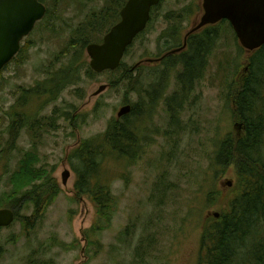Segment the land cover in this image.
I'll return each instance as SVG.
<instances>
[{
	"label": "rangeland",
	"instance_id": "rangeland-1",
	"mask_svg": "<svg viewBox=\"0 0 264 264\" xmlns=\"http://www.w3.org/2000/svg\"><path fill=\"white\" fill-rule=\"evenodd\" d=\"M195 2L199 4L200 0H162L148 32L141 43L135 44L125 66L129 68L143 60L146 67L155 68L154 63L146 60L158 54L160 34L170 25L164 22L163 15L180 10L187 13L194 9ZM104 6L105 0H80L75 5L60 0L53 12L61 17L65 27L48 34L44 27L35 26L33 33L21 42L27 51L25 61L12 62L0 73V144L7 148L4 157L0 156L2 207L12 208L7 203L14 205L13 201L18 207L21 202L19 195L11 196L7 186L9 176L16 172L13 148L36 149L35 167L46 170L44 176L56 190L38 221L33 207L21 204L19 220L0 231V264H27L38 259H50L55 264H131L138 241L147 235L150 237L145 241L146 253L141 264H198L204 229L226 211L239 190L235 167L216 165L220 143L242 134L235 98L239 91L237 80L244 73L249 55L240 48L226 24L216 27L217 41L203 77L175 117L168 118L163 105L164 98L174 91L172 86L164 94L154 95L153 108L144 113L147 117H142L135 128L143 144L140 157L137 151L132 162L124 160L119 165L105 161L110 175L116 178L112 189L117 202V211L106 230L95 233L91 228L95 208L87 197L74 192L75 176L69 154L83 141L100 136L108 123L116 119L120 107L134 102L139 106L137 113L143 114L146 100L138 105V99L129 95L123 84L110 88L111 76L88 77L83 70L84 64L88 66L83 52V62L76 67V84L64 87L50 103L23 101L28 100L22 112L30 120H37L34 136H27L17 124H13L12 135L8 136L12 109L21 103L20 96L41 84L46 71L67 65L68 58L60 62L63 57L59 52L65 46L68 31ZM201 15L198 10L181 24L182 35L196 26ZM173 77L170 76V83H174ZM144 79L145 89L148 78ZM103 85L106 90L94 97ZM127 97L130 100L123 103ZM65 110L68 115L64 119L61 112ZM172 118L176 120L175 127L169 125ZM64 170L70 172L66 185H62L61 179ZM227 181L231 187L226 186ZM161 186L163 191L158 190ZM123 232L127 235L120 236Z\"/></svg>",
	"mask_w": 264,
	"mask_h": 264
},
{
	"label": "trees",
	"instance_id": "trees-1",
	"mask_svg": "<svg viewBox=\"0 0 264 264\" xmlns=\"http://www.w3.org/2000/svg\"><path fill=\"white\" fill-rule=\"evenodd\" d=\"M38 1L46 6V16L39 26L44 27V31L48 34H55L58 28H64L65 25L61 24V17L53 12L60 0ZM105 1V6L98 12L88 15L85 20L68 31L65 46L59 52L63 57L60 62L68 58L67 65L63 64L61 67L46 71L45 80L41 84L25 91L26 95L20 96L21 103L12 109L14 112L11 114L8 136L12 135L13 124H17L29 136H34L33 123L28 119L20 118L28 100L35 99L39 105L50 103L56 99L64 87L76 84V67L83 62L80 60L84 48L89 43L101 41L102 36L119 20V11L126 0ZM75 2L78 4L80 0H75ZM156 9L157 7L153 8L152 12L154 13ZM173 15V12H169L165 15V19L171 20ZM165 33L170 39L166 42L167 50L181 45L179 27H168ZM142 37L143 33L134 40V43H141ZM187 40L188 49L185 52L168 58L169 65L173 69L180 67L181 71L152 75L151 79H154L152 89H149L150 92L142 88V84L146 81L145 77L148 78V84L150 83V77L142 65L138 67L136 74L125 66V62L117 71L101 74L113 77L114 80H109L110 88L123 84L129 95L135 93L139 100L138 105L141 106L143 100H149V103H146L143 114H139L136 110L139 106L133 102L131 112L127 116L120 120L110 121L100 136L83 141L69 154V165L75 175L74 192L77 196L87 197L95 208V222L91 227L95 233L106 230L111 225L117 211V202L112 189L116 178L110 175L111 170L106 167L105 161L110 160L118 164L124 160L125 163L132 162L137 151L140 157L143 144L135 128L142 122V117H147L145 114L148 109L153 108L156 100L154 95L161 93L162 86L166 85L168 88L170 85L178 86V90L182 93L181 104L178 103V98L174 97L180 93L178 90L174 89L173 97L164 98L163 101L166 102H163V105L168 118L175 117L176 111L182 109L187 96L203 76L208 54L214 50L213 47L217 41V28L206 29L200 34L191 35ZM131 51L132 46L127 49L126 58ZM26 52L22 47L15 57V62H24ZM54 59H57V55ZM246 67L247 70H244L242 77L237 80L239 91L235 98V111L242 125V134L234 139L228 138L221 142L216 156L218 167H235L239 190L229 201L226 211L204 229L198 264H264V45L248 55ZM83 70L90 78L97 76L85 64ZM170 76H174V83L169 82ZM25 99H28L27 102H23ZM165 99L171 100L168 103L169 100ZM129 100L130 98L127 97L123 103H128ZM16 116H18V121H16ZM172 119L169 125L175 127L176 120ZM6 150L7 148H2L0 144V156L4 157ZM12 151L16 153L15 156L13 155L14 159L17 158L13 171L16 172L9 176L7 186L11 189V196L19 195L21 202L18 207H15L14 201V205L6 202L7 206L10 205L13 210H17L16 221L20 217L18 209L21 204L33 207V215L38 221L42 209L56 194L54 184H51L44 176V173H47L46 170L35 167L38 155L36 149L24 151L13 148ZM35 181L38 183L34 184ZM158 190L163 191L164 186ZM149 199L150 202L154 200L153 197ZM1 207L2 200H0ZM29 221L33 223L32 220ZM154 226L157 228L155 224ZM148 227L152 228L150 224ZM129 229L130 227L127 231ZM124 235H127V232L121 233L120 236ZM147 237L150 235L138 241L139 245L134 251V261L131 264H141V258L146 253L144 248ZM27 264H55V262L50 259H38L29 260Z\"/></svg>",
	"mask_w": 264,
	"mask_h": 264
},
{
	"label": "water",
	"instance_id": "water-1",
	"mask_svg": "<svg viewBox=\"0 0 264 264\" xmlns=\"http://www.w3.org/2000/svg\"><path fill=\"white\" fill-rule=\"evenodd\" d=\"M160 0H127L120 11V21L103 37L101 44H89L85 51L89 68L96 74L119 68L125 50L141 33L148 22L149 11ZM203 16L189 34L208 25L226 20L231 25L239 45L247 52H253L264 45V0H203ZM45 7L37 0H0V70L19 52L21 41L33 30L36 22L45 15ZM185 37V40H186ZM184 45L175 50L178 53ZM106 86H100L93 94H102ZM129 105L121 107L117 118L127 115ZM68 171L61 175L66 185ZM231 187V182H225ZM217 218V214L214 215ZM14 214L9 209L0 210V229L9 227Z\"/></svg>",
	"mask_w": 264,
	"mask_h": 264
},
{
	"label": "flooded vegetation",
	"instance_id": "flooded-vegetation-1",
	"mask_svg": "<svg viewBox=\"0 0 264 264\" xmlns=\"http://www.w3.org/2000/svg\"><path fill=\"white\" fill-rule=\"evenodd\" d=\"M159 8H157L156 10H155V12L158 10ZM199 10V12H201V8H200V2H199V4H197L196 2H195V4H194V9H192L191 11H189V12H187V13H184L183 12V10H180V11H177V12H173L174 13V15H173V19L171 18V20H166L165 19V15L167 14H165V15H163V20H164V22H168V23H170V25L169 26H167L166 28H165V30L160 34L161 35V44L159 45V47H158V50H159V52H158V54L157 55H155V58H153V59H147L146 61L148 62V63H154L155 64V68H152V67H146V65L144 64V61L143 60H141V61H138L136 64H138L139 63V66L140 65H144V67H145V72H146V74L150 77V80H149V84H148V86L145 88L146 90H148L149 91V89L151 90L152 89V81H153V79L154 78H152L151 79V77H152V75H158V74H160V73H162V72H169L170 74L171 73H173V72H175V71H181L180 70V67H177V68H175V69H173L170 65H169V63H168V58L170 57V56H173V55H175V54H179V53H183V52H185L187 49H188V38L186 39V47H185V50L183 51V52H179V53H172L174 50H176V49H179L180 47H182V45L184 44V37L182 36V29H181V24L184 22V21H186V19L190 16V15H192V14H194V13H196L197 11ZM155 12L153 13L152 12V14H151V17H150V22H149V24H148V29H149V26L151 25V23L153 22V20H154V14H155ZM169 13V12H168ZM196 16V15H195ZM200 18V17H199ZM168 27H179L180 28V39H181V45L180 46H178V47H176V48H173V49H170V50H167V45H166V42L168 41V40H170L169 38H167L166 37V33H165V31H166V29L168 28ZM207 28V27H206ZM148 29H147V32H148ZM205 31V29H202V30H200V32H199V34L200 33H202V32H204ZM146 32V33H147ZM197 34V33H196ZM212 50L209 52V54H208V57H207V61H208V59H209V57L211 56V54H212ZM135 64V65H136ZM135 65H133V67L135 66ZM139 66H135L133 69H135L132 73H137L138 72V67ZM131 71V70H130ZM203 73H204V71H203ZM198 82H199V80H198ZM198 82H197V84H198ZM167 88L168 87H166V85L165 86H162V88H161V93H158V94H162V93H165L166 92V90H167ZM171 89L173 90V89H175L176 91L179 89V87L178 86H175V87H171ZM179 91V90H178ZM150 92V91H149ZM180 92V91H179ZM157 94V93H156ZM132 95L134 96V97H136V95H135V93H132ZM153 95V94H152ZM175 95V92H172L171 93V97H173ZM168 97V96H167ZM174 97H176V98H178V103L179 104H181L182 103V93L180 92V93H177ZM172 99V98H171ZM170 99V100H171ZM170 100L168 101V103L170 102ZM139 101V100H138ZM146 103H149V100H146ZM167 103V104H168ZM145 106H146V104H145ZM141 136V135H140Z\"/></svg>",
	"mask_w": 264,
	"mask_h": 264
}]
</instances>
